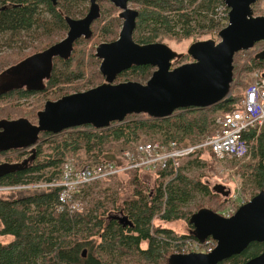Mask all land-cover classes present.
<instances>
[{"label":"trees","instance_id":"trees-1","mask_svg":"<svg viewBox=\"0 0 264 264\" xmlns=\"http://www.w3.org/2000/svg\"><path fill=\"white\" fill-rule=\"evenodd\" d=\"M105 1L107 0H98V6L99 2ZM220 1L132 0L138 10L132 37L138 43H151L172 37L178 40L188 39L200 28L213 32L219 27L215 15ZM257 1L252 5L253 12L263 15L258 12ZM87 7L89 8L88 0H57L56 4L50 0H0V39L4 38L0 40V48L1 45L11 46L13 40L26 45L27 37L38 41L33 45L34 51L31 53L25 54L19 50L14 55L0 54V73L8 66L57 43L58 41L49 44V41H53L55 33L68 30L65 18L83 13ZM100 14L99 6L98 18ZM97 19L91 24L89 36L77 39L67 57L58 54L53 56L50 76L42 88L12 87L0 91V120L25 119L37 124V111L43 108V101L65 95L62 91L71 86L75 89L73 92H78L86 83L91 88L104 81L99 71L101 61L95 56V45L85 47L80 39L89 43L96 34L100 36L96 38L97 45L101 37L104 41H112L118 36L122 20L120 23L119 12L115 16L104 9L101 18ZM94 22L95 28L92 29ZM42 36L43 39H39ZM261 42L263 41L257 44ZM236 55L237 53L234 57ZM185 56L191 58L190 55ZM251 64L253 67H260V74L264 71V59L253 57L252 63L248 62L245 68L251 70ZM233 65L235 66L234 59ZM152 71L153 67L150 65H133L117 74L116 80L121 82L140 79L145 82ZM77 81L79 84L75 85ZM241 89L242 87L229 101H220L208 107L180 108L168 117L152 118L145 113L128 114L122 121L111 122L101 129L87 124L58 134L43 131L32 144L35 150H30L31 145L0 147V155L14 152L13 156L8 155L0 164L17 163L14 161L19 160L22 155L15 154L20 150L22 154L29 152L31 159L30 168L21 170L24 167L19 165V168L12 167L0 174V185L58 182L64 162L62 158L66 155L74 157L81 166L101 161H114L122 165V152L139 142L175 141L179 145L196 144L216 132L219 127L216 122L218 116L240 105L244 98ZM38 93L41 97L36 95ZM49 94L52 97H46ZM32 95L35 98L31 101L36 103L29 105L31 101L28 100ZM20 100L28 105L25 106L26 103ZM43 137L45 141L39 143ZM242 139L251 153L254 148L253 154L257 160L253 163L247 161L240 166V170L243 174H248L247 177L252 180L256 190H264V126L258 133L250 128L243 133ZM201 153L199 151L195 155V160L200 161ZM41 154L43 156L40 159L38 156ZM126 172L130 173L133 197L113 196L110 189L111 184L116 181H112V178L117 175L108 176L92 181L85 187L84 197L90 196L92 202L81 210L71 211L66 206L62 210L58 209L59 188L54 186L36 188L23 196H16L15 191L0 195V235L10 237L8 241L0 242V264H170L169 256L172 253L169 245L186 237L195 238L189 232L191 214L205 207L208 202L214 203V207L206 208L215 209V212L223 206V202L218 200V194L214 192H225L213 189L214 192H211L208 185L201 181V176L188 177L183 174L182 165L175 170L168 163L155 171L154 178L159 183L153 191L146 189L139 177H145L144 172ZM106 181H110V184L106 185ZM194 192L202 193L203 202L199 203V208L191 211L187 208V202ZM154 220L169 224L183 220L190 227L187 233L179 234L168 225L161 227L155 224ZM84 249L86 255L83 257ZM263 250L264 242L252 241L240 253L217 264H242Z\"/></svg>","mask_w":264,"mask_h":264},{"label":"water","instance_id":"water-1","mask_svg":"<svg viewBox=\"0 0 264 264\" xmlns=\"http://www.w3.org/2000/svg\"><path fill=\"white\" fill-rule=\"evenodd\" d=\"M50 1L53 4L57 2ZM109 1L120 9L122 25L116 39L100 42L95 48L104 81L86 90L45 101L43 108L37 111V124L25 119L0 120V127L3 128L0 131L1 148L31 145L30 150H35L32 144L43 131L58 134L87 124L101 129L111 122L122 121L128 114L145 113L152 118H162L180 108L208 107L220 101H229L232 99L230 89L235 53L264 41V15H254L252 9L256 0H225L229 6V19L218 32L220 40L203 39L191 43L187 52L193 60L171 67L175 53L167 44L138 43L133 39L138 12L128 6L130 0ZM89 2L83 17L65 18L68 30L63 39L0 73L3 81H6L3 75L14 74L11 82L16 83L1 91L22 87L19 84L32 75L40 74L43 68L48 71L47 80L53 56L67 57L73 43L91 33V24L99 16V6L97 0ZM255 58L264 59V49L256 53ZM31 59L34 61L29 64L27 61ZM133 65H151L155 69L144 83L132 80L115 82L117 74ZM44 75L41 74L42 77ZM18 165L1 163L0 174L12 167L16 169ZM218 190L220 188H215V191ZM189 223V232L195 238L203 241L211 237L216 240V245L209 253H172L170 264H217L240 253L252 241L264 242V190L240 205L230 217L203 207L191 214ZM85 255L84 249L82 256ZM242 264H264V250Z\"/></svg>","mask_w":264,"mask_h":264},{"label":"rangeland","instance_id":"rangeland-1","mask_svg":"<svg viewBox=\"0 0 264 264\" xmlns=\"http://www.w3.org/2000/svg\"><path fill=\"white\" fill-rule=\"evenodd\" d=\"M257 2H258L257 3L258 12H262L264 14V0H259ZM99 6H100L101 14L103 13V9H104V10H108V12H111L115 16L118 15L119 9L117 7H115L112 2H109V0H107L105 2H99ZM129 6L137 9V6H135L133 3H130ZM87 10H88V7L83 13L72 14V16H69V17H71L72 19L81 18L84 16V14L87 13ZM101 14H100V17L97 19V21L101 18ZM95 22L92 25V29L95 28ZM120 23H121V19H120ZM218 29H220V27H217L212 32L211 30H209L207 28H200V29L196 30V33L188 39L178 40V39H175L172 37V38H164L161 42L167 44L169 47L172 48V50L175 53L173 64L178 65V64L188 62L191 60V58H189V57L186 58L187 56H185L187 54V49L191 43H193L197 40H203V39H209V38L214 39L215 41H218L220 39V37L217 34ZM65 35H66V31L61 32V33H59V32L55 33L53 41H49V44L56 42V41H59ZM98 37H100V36L95 34L89 43H87V41L85 42L82 39H80L81 44L84 45L85 47L90 46V45H95V47H96L97 44H95V43H96V38H98ZM3 39L4 38H1L0 40H3ZM26 39H27L26 45H24L21 41H15V40L12 41V43L10 44L11 46L1 45L0 54L14 55V53L19 51V50L25 54L33 52L34 51L33 45L37 44L38 41L30 39V37H27ZM39 39H43V36L40 37ZM102 41H104V40L101 37L100 42H102ZM262 44H263V42L256 44L253 47V49L247 50L248 52H246L245 50L239 51V52H237V55L234 57L235 66L233 65V81L231 83V89H230V94L232 97H233V95L237 94V92L240 90L241 87H242L241 92H242V94H244V91L246 90L248 85L252 81L255 80V78H256L255 73L259 70L260 67L259 66L253 67V64H251V67H252L251 70H247L245 67L247 66L248 62L252 63L253 57H255V54L258 51H260V50H258V48ZM183 58H186V59H183ZM32 61H34V60L31 59V60H28L27 62L30 64ZM46 64H49V62ZM41 74H45V75L42 77ZM47 75H48V71L45 68H43V70L40 74L32 75L26 81H24L23 83H21L19 85H21L23 88L42 87L46 83L45 78ZM3 77L5 78L4 80H6V81H3L0 79V91L11 87L13 84H16V83L11 82V79H12V77H14V74H8V75L5 74V75H3ZM122 79L123 78H120V80H122ZM44 81H45V83H44ZM136 81H140V79H136ZM241 81L243 82V84ZM115 82H117L116 79H115ZM140 82L143 83L144 81H140ZM239 83H240V85H239ZM78 84H79L78 81L75 82V85H78ZM86 84L87 85L83 86L80 89V91H82L83 89L85 90L86 88L90 87V85L88 83H86ZM73 90H75V89L72 88V86H71V87L65 88L62 91V93L63 94H66V93L69 94V93H72ZM34 95H32L28 101L33 100L35 98ZM36 95L41 97L40 93H38ZM46 97H52V96L49 94ZM20 101L22 103H26L23 100H20ZM45 101H43V105H44ZM29 103H30L29 105H31V104H34L36 102L31 101ZM24 105L27 106L28 104L26 103ZM219 113L220 112H217V114H219ZM2 130H3V128L0 127V131H2ZM216 132H218V131L216 130ZM44 138L45 137H43V139H41L38 142L41 143V142L45 141ZM207 150H203V149L201 150L202 153L200 155V161L195 160V156H192L188 159H185L182 162L183 163L182 164L183 174L187 175L188 177L201 176V181L208 185L211 192L215 191V187L217 189L219 187L225 192L224 194H221L220 192H218V193L214 192L215 194H218V200L223 202V206H220V208H218L216 210V212L221 214L222 211H224L227 208V205H232L233 207H238L240 202H242V201L245 202V201L249 200L252 197L253 192H255L254 195L257 192H259L258 190H256V187L253 186L252 180L250 178L248 179V177H247L248 174H243L240 170V166L244 165L247 161H251L252 163L256 162L257 157H254V154H253L255 151L254 148H253V153H251V151H250L249 156L245 155L242 158L241 157H238V158L225 157L222 159L217 158L214 155V153H212L210 150H208V151ZM209 151L212 154L209 153ZM13 154H14V152H11V153H8L5 155H0V162H1V160L5 159L8 155L13 156ZM15 155H22V151L20 150V151L16 152ZM42 156L43 155L41 154L38 157L41 159ZM71 158L73 159L74 157L66 155L62 158V161H65L66 159H71ZM195 163H197L198 165H195ZM226 164H228L230 166H226ZM142 171H144L146 176L144 177L143 175H140L139 177L142 179V182L145 183L146 189H149V191H153L155 189V187L157 186L156 184L159 183V180L157 178L156 179L154 178V174H153L154 172L153 171H149V170H142ZM126 173L127 172L119 173L116 176V178H112V181L113 180L116 181V182L111 184L110 193H112L113 196L118 195L119 198L133 197V194H134L133 186L130 184V181H129L130 173L129 174H126ZM109 182L106 181V185H109L110 184ZM41 183L42 182H38V183L33 182L32 184H29L31 187L28 186V188L8 190L6 192L0 193V195L8 194V193H10V191H15L16 196L27 195L36 189V187H34V185L41 184ZM86 188H84V190H82L81 193L77 196V199H78V201L82 207L83 206L85 207L86 205H88L92 202V199L90 198V196L84 197V192H85ZM212 189L214 191H212ZM202 197H203L202 193L194 192V195L187 202V208L190 209L191 211H195L197 208H199V203L203 202ZM107 201H110V200H107ZM204 202H206V201H204ZM205 207H212L213 208L214 203L211 204V202H208ZM213 210H215V209H213ZM154 223L160 225L161 227H167V225H168L169 227H172V229H175L176 232H178L179 234L187 233L188 228L190 227L189 224L183 220H178L172 224L164 223L160 220H154ZM9 239H10V237H3L0 235V242H6ZM143 246H145V245H143ZM169 248H170V252L174 253L176 248H177L176 243L175 244L171 243L169 245Z\"/></svg>","mask_w":264,"mask_h":264},{"label":"built area","instance_id":"built-area-1","mask_svg":"<svg viewBox=\"0 0 264 264\" xmlns=\"http://www.w3.org/2000/svg\"><path fill=\"white\" fill-rule=\"evenodd\" d=\"M217 6L218 10L215 18L219 25L228 20V7L223 0ZM252 81L244 92V98L239 106L232 111H228L217 117L219 126L218 132L205 137L202 141L191 145H179L175 141L160 143L158 141H145L135 144L122 152V165L114 161H101L93 166L81 167L80 163L74 159H66L62 164L61 178L57 185L61 187L59 199L65 203L70 210L79 206L77 196L88 184L104 177L115 176L119 173L134 170L157 171L170 163L177 170L184 159L197 155L202 149H208L217 158H238L250 155V149L242 139V135L250 128H254L258 133L264 126V77L255 74ZM50 183L34 185L36 188H46ZM31 187V186H30ZM18 185L0 186V193L12 189H22ZM244 201L240 202L243 203ZM239 204V205H240ZM237 207L227 205L222 211V215L231 216ZM177 253L203 252L208 253L213 250L216 242L212 238L200 241L195 238L186 237L174 241Z\"/></svg>","mask_w":264,"mask_h":264},{"label":"flooded vegetation","instance_id":"flooded-vegetation-1","mask_svg":"<svg viewBox=\"0 0 264 264\" xmlns=\"http://www.w3.org/2000/svg\"><path fill=\"white\" fill-rule=\"evenodd\" d=\"M89 1V0H88ZM98 1V0H97ZM130 3H132V0H130L129 2H128V6H129V4ZM89 5H90V2H89ZM114 5V4H113ZM115 6V5H114ZM116 7V6H115ZM130 7V6H129ZM130 8H132V7H130ZM133 9H136V8H133ZM137 10V9H136ZM138 11V10H137ZM119 12H120V10H119ZM120 17V16H119ZM98 18V17H97ZM96 18V19H97ZM95 19V20H96ZM121 19V18H120ZM122 20V19H121ZM122 25V24H121ZM121 28V27H120ZM66 33H67V31H66ZM53 61V60H52ZM44 83H45V81H44ZM45 85V84H44ZM25 149V148H24ZM26 151L27 150H29V149H25ZM29 152L27 153V152H25L24 154H22V157L19 159V160H17V161H14V162H17V163H19V165L21 166V167H24V168H22L21 170H23V169H26V168H30V166H31V159H30V157H29ZM33 155V157H34V153L32 154ZM33 159V158H32ZM18 165V166H19ZM216 188V187H215ZM219 188V187H218ZM220 190H221V188H220Z\"/></svg>","mask_w":264,"mask_h":264},{"label":"bare ground","instance_id":"bare-ground-1","mask_svg":"<svg viewBox=\"0 0 264 264\" xmlns=\"http://www.w3.org/2000/svg\"><path fill=\"white\" fill-rule=\"evenodd\" d=\"M97 163H98V162H97ZM95 164H96V163L91 164V165H87V166H93V165H95ZM81 167L84 168V167H86V166H81ZM49 183L51 184V186H54V187H58V188H59V196H60V193H61L62 189H61L60 186L57 185V182H55V181H50ZM29 184H32V183H25V184H19V185L22 186V187H24V188H28V186H30ZM0 186H10V185H0ZM59 202H60V205H59V208H58V209L62 210V209L64 208V206H66L67 209L70 210L69 207H68L65 203H63V202L60 201V199H59ZM80 206H81V205H80V203H79V206H78L76 209H74V210H81L82 206H81V207H80ZM74 210H71V211H74Z\"/></svg>","mask_w":264,"mask_h":264},{"label":"crops","instance_id":"crops-1","mask_svg":"<svg viewBox=\"0 0 264 264\" xmlns=\"http://www.w3.org/2000/svg\"><path fill=\"white\" fill-rule=\"evenodd\" d=\"M146 176V175H145Z\"/></svg>","mask_w":264,"mask_h":264}]
</instances>
